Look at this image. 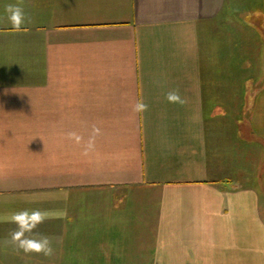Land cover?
<instances>
[{
	"label": "crops",
	"instance_id": "crops-1",
	"mask_svg": "<svg viewBox=\"0 0 264 264\" xmlns=\"http://www.w3.org/2000/svg\"><path fill=\"white\" fill-rule=\"evenodd\" d=\"M0 264H264V0H0Z\"/></svg>",
	"mask_w": 264,
	"mask_h": 264
},
{
	"label": "clouds",
	"instance_id": "clouds-1",
	"mask_svg": "<svg viewBox=\"0 0 264 264\" xmlns=\"http://www.w3.org/2000/svg\"><path fill=\"white\" fill-rule=\"evenodd\" d=\"M4 11L7 14L9 24L16 31H21L29 22V18L19 4H7ZM165 98L172 104L183 105L187 103V101L181 97L179 90L167 92ZM133 110L136 112H145L148 110V105L143 101H138L134 105ZM94 132L98 133L99 129L94 128ZM71 135L77 140L80 139L75 133ZM89 147H91V145H89ZM48 218V212L40 209H22L13 212L9 217L5 218L7 222L16 225V229L11 232V240L16 244L19 250L23 251L25 254L36 253L45 256H51L53 254V248L49 237L42 236L36 238L38 234L35 233L38 226L44 223Z\"/></svg>",
	"mask_w": 264,
	"mask_h": 264
},
{
	"label": "rangeland",
	"instance_id": "rangeland-1",
	"mask_svg": "<svg viewBox=\"0 0 264 264\" xmlns=\"http://www.w3.org/2000/svg\"><path fill=\"white\" fill-rule=\"evenodd\" d=\"M251 91V90H250Z\"/></svg>",
	"mask_w": 264,
	"mask_h": 264
}]
</instances>
